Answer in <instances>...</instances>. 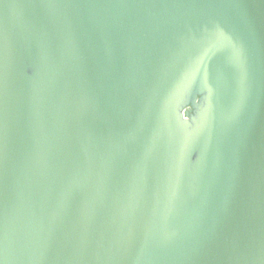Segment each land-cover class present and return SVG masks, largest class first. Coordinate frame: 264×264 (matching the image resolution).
<instances>
[{
  "label": "water",
  "instance_id": "obj_1",
  "mask_svg": "<svg viewBox=\"0 0 264 264\" xmlns=\"http://www.w3.org/2000/svg\"><path fill=\"white\" fill-rule=\"evenodd\" d=\"M0 264H264V0H0Z\"/></svg>",
  "mask_w": 264,
  "mask_h": 264
}]
</instances>
